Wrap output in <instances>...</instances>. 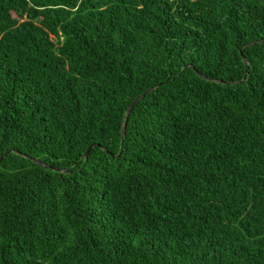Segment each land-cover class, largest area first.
Listing matches in <instances>:
<instances>
[{
    "label": "trees",
    "instance_id": "trees-1",
    "mask_svg": "<svg viewBox=\"0 0 264 264\" xmlns=\"http://www.w3.org/2000/svg\"><path fill=\"white\" fill-rule=\"evenodd\" d=\"M1 156L0 264H264V0H0Z\"/></svg>",
    "mask_w": 264,
    "mask_h": 264
},
{
    "label": "water",
    "instance_id": "water-1",
    "mask_svg": "<svg viewBox=\"0 0 264 264\" xmlns=\"http://www.w3.org/2000/svg\"><path fill=\"white\" fill-rule=\"evenodd\" d=\"M254 43V42H253ZM253 43H250V44H253ZM249 44V45H250ZM244 64H245V67L247 66V63H246V60L244 58H242ZM222 83V82H220ZM159 85H157L156 87H158ZM156 87L154 88H150L148 89L147 91H145L143 94H141L140 96H138L132 103H130V105L128 106L127 110H126V118L128 117V115L130 114L131 110L134 108L135 105H137V103L143 98L144 95L152 92ZM124 132H122V136H123ZM89 151H90V148L86 151L85 155H84V158L86 159L88 157V154H89ZM3 158V156L0 157V161L1 159ZM33 162L39 164V165H42L44 166L41 162H39L38 160H35V159H31Z\"/></svg>",
    "mask_w": 264,
    "mask_h": 264
}]
</instances>
